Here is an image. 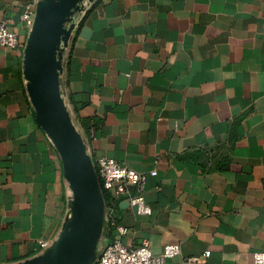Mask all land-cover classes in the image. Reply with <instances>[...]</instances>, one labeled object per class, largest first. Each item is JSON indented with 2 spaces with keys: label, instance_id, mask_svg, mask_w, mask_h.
<instances>
[{
  "label": "crops",
  "instance_id": "0c3cea01",
  "mask_svg": "<svg viewBox=\"0 0 264 264\" xmlns=\"http://www.w3.org/2000/svg\"><path fill=\"white\" fill-rule=\"evenodd\" d=\"M28 1L0 0L23 43ZM67 26L60 91L87 155L145 177L152 213L119 202L122 244H178L166 264H252L264 254V0H87ZM28 89L24 50L0 47V264L67 229L61 159ZM116 237L104 226L101 246Z\"/></svg>",
  "mask_w": 264,
  "mask_h": 264
},
{
  "label": "water",
  "instance_id": "95a60500",
  "mask_svg": "<svg viewBox=\"0 0 264 264\" xmlns=\"http://www.w3.org/2000/svg\"><path fill=\"white\" fill-rule=\"evenodd\" d=\"M87 0H38L24 43V75L36 121L62 163L69 190L67 229L43 253L19 264H93L99 256L105 202L95 167L60 91V51L67 26Z\"/></svg>",
  "mask_w": 264,
  "mask_h": 264
},
{
  "label": "built area",
  "instance_id": "2783aa9c",
  "mask_svg": "<svg viewBox=\"0 0 264 264\" xmlns=\"http://www.w3.org/2000/svg\"><path fill=\"white\" fill-rule=\"evenodd\" d=\"M37 2L38 0H29L25 4L21 22L27 33L33 26ZM0 47L11 51L24 49L19 33L11 30L5 22L0 23ZM93 164L105 202L104 226L117 234L116 238L107 241L100 248L99 256L93 264H166L167 260L178 256L180 253L178 244L165 245L160 254H153L146 243L135 248H128L122 244L120 238L127 234V229L116 223L119 202L127 200L129 207L138 216H150L152 213L144 200L145 177L109 158H99ZM105 195L109 197V204L105 200ZM49 246L48 242H41L39 254ZM208 255L206 252L204 258ZM199 260L187 258L184 262L198 264ZM252 264H264V254L255 253Z\"/></svg>",
  "mask_w": 264,
  "mask_h": 264
},
{
  "label": "trees",
  "instance_id": "16d2710c",
  "mask_svg": "<svg viewBox=\"0 0 264 264\" xmlns=\"http://www.w3.org/2000/svg\"><path fill=\"white\" fill-rule=\"evenodd\" d=\"M105 200H106L107 204L110 203V200H109L108 195H105ZM117 209H118V206H117ZM116 211H117V210H116ZM115 219H116V223L119 224L118 221H117V217H115ZM109 231L113 232L112 230H109Z\"/></svg>",
  "mask_w": 264,
  "mask_h": 264
}]
</instances>
